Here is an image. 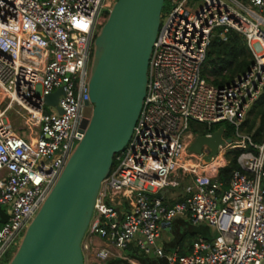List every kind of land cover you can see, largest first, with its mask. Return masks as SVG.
<instances>
[{"label":"built area","instance_id":"obj_1","mask_svg":"<svg viewBox=\"0 0 264 264\" xmlns=\"http://www.w3.org/2000/svg\"><path fill=\"white\" fill-rule=\"evenodd\" d=\"M115 1L0 0V257L27 229L85 135L95 41L107 20L103 10ZM173 1L154 42L141 113L102 181L84 253H93L94 264L117 257L140 264L123 252L134 243L157 264H263L264 141L241 126L264 87V0ZM230 31L245 37L254 61L217 86L203 68L212 40H227ZM59 88L58 106L47 105ZM223 121L237 138L211 161L207 145L202 153L189 150L198 135L192 122ZM231 149L241 150L240 169L220 192L218 173ZM183 182L182 200L166 202ZM180 215L214 229L186 254L158 243Z\"/></svg>","mask_w":264,"mask_h":264},{"label":"water","instance_id":"obj_2","mask_svg":"<svg viewBox=\"0 0 264 264\" xmlns=\"http://www.w3.org/2000/svg\"><path fill=\"white\" fill-rule=\"evenodd\" d=\"M164 5L165 0L113 4L95 41L90 78L93 110L85 135L8 264H86L83 241L102 181L128 144L141 113ZM61 93L63 88L47 95L46 104L58 106ZM224 133L225 128L219 127L211 135L198 134L189 150L202 153L207 145L209 162L221 146L233 142Z\"/></svg>","mask_w":264,"mask_h":264},{"label":"trees","instance_id":"obj_3","mask_svg":"<svg viewBox=\"0 0 264 264\" xmlns=\"http://www.w3.org/2000/svg\"><path fill=\"white\" fill-rule=\"evenodd\" d=\"M166 4L167 0H165V5ZM253 61L254 57L247 45L245 37L237 31H230L227 34V40H223L220 37H215L212 40L207 53L203 73L208 76V80L212 84L223 86L231 83L236 77L248 71ZM223 122H219L211 126L200 123L201 125L197 127H194L193 125L192 130L201 135L213 133L219 127L225 128V125L222 124ZM193 123L194 122H192V124ZM241 131L245 134L251 135L253 140L257 143H262L264 141V87L261 95L250 108L247 117L241 126ZM224 136L226 138H233L231 131L226 133ZM240 152V149H231L227 153L229 162L226 166L222 167L218 173V181L221 183L220 192L229 187L234 171L240 169L237 162V157ZM113 164H115V162ZM180 200H182V198H179L177 201ZM177 201H174L173 203ZM1 209L2 207L0 206V210ZM187 224H191V226L193 224L190 217ZM183 236L185 239H189L188 243L191 245L198 236L210 237L212 234L208 225L206 226L201 224L199 228L196 227L194 229L191 227L187 229L186 232L183 233ZM180 244L182 247L178 249L179 253L186 254L190 251V249H188L190 245L187 244L185 246L184 240L180 241ZM127 248H130V252L127 255L138 260L140 264H157L151 256H147L145 253L140 252L141 250L135 245H129ZM166 250L170 251L167 248ZM10 260L11 258H8L6 264H8ZM104 264H129V261L117 257L107 260Z\"/></svg>","mask_w":264,"mask_h":264},{"label":"crops","instance_id":"obj_4","mask_svg":"<svg viewBox=\"0 0 264 264\" xmlns=\"http://www.w3.org/2000/svg\"><path fill=\"white\" fill-rule=\"evenodd\" d=\"M166 192H168V191H166ZM173 199V198H172ZM188 221H189V216L188 215H180V216H178V217H176L175 219H174V221H173V224H172V226H169V227H167L166 229H164V230H162V232H161V236H160V238L158 239V243L160 244V245H163L164 246V248L166 249H169L170 251H178V249L180 248V247H182L181 246V244H180V241H183L184 240V244H185V246L188 244V245H190L188 242H189V239L188 238H186L185 239V237L183 236V233H185L186 232V230L187 229H189V228H191V227H193L194 229L197 227V228H199V226H201V225H194V224H192V226H191V224L189 225V224H187L188 223ZM203 225H205V224H203ZM207 226V225H206ZM210 227V226H209ZM210 230H211V234L213 235L214 234V229L213 228H211L210 227ZM198 237H200V236H198ZM197 237V238H198ZM211 237V236H210ZM196 238V239H197ZM195 239V240H196ZM194 240V241H195ZM193 241V242H194ZM192 242V243H193ZM96 243L98 244V245H105V241L104 240H102V239H100V238H97L96 239ZM191 246H192V244L190 245V247L188 248V249H190L191 250ZM168 251V250H167ZM190 252V251H189ZM151 258L152 259H154L155 260V262H158V259H156L154 256H151ZM134 259V258H133ZM136 260V259H135ZM88 261L90 262V263H94L93 261H94V258H93V253L92 252H90V251H86L85 252V262L86 263H88ZM138 263H140L138 260H136Z\"/></svg>","mask_w":264,"mask_h":264},{"label":"rangeland","instance_id":"obj_5","mask_svg":"<svg viewBox=\"0 0 264 264\" xmlns=\"http://www.w3.org/2000/svg\"><path fill=\"white\" fill-rule=\"evenodd\" d=\"M200 4H201V2L197 3V6H199ZM174 6H175V3H174L173 0H167V4L164 5L163 11H162V19H163V16H165L167 13H169ZM105 12L107 13V18H108L110 10H103V13H105ZM222 124L225 125V128H226V131H225L224 135H226V133H229L231 131L233 138L236 139L237 138V134L235 132V128L233 127V125L231 123H229V122H226V121L223 122ZM193 125H194V127H197V126H199L201 124L197 123V122H194L192 124V127H193ZM16 126L17 127L21 126V122L18 121L16 123ZM77 145H78V143L76 142L75 143V147H77ZM185 185H186V182H183V184L180 187H176V188L172 189L167 194L165 201L168 202V203H173L174 201H177L179 198H183V196L186 194ZM26 230L27 229L25 228L22 231L21 235L16 239V241L1 255L0 264H6L8 258L12 259L13 255L17 251V249H18V247H19V245H20V243H21V241H22V239L24 237V234H25ZM131 246H134V243H132ZM123 252L125 254H128L130 252V248L124 249ZM140 252H142V251H140ZM104 263L105 262H102L101 264H104ZM86 264H94V263H90L88 261V263H86ZM129 264H131V263L129 262Z\"/></svg>","mask_w":264,"mask_h":264}]
</instances>
